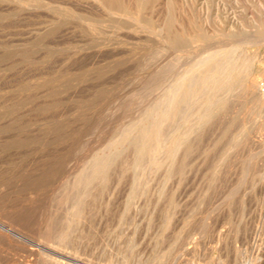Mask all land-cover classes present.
<instances>
[{
  "label": "rangeland",
  "instance_id": "rangeland-1",
  "mask_svg": "<svg viewBox=\"0 0 264 264\" xmlns=\"http://www.w3.org/2000/svg\"><path fill=\"white\" fill-rule=\"evenodd\" d=\"M263 37L264 0H0V264H264Z\"/></svg>",
  "mask_w": 264,
  "mask_h": 264
},
{
  "label": "bare ground",
  "instance_id": "bare-ground-1",
  "mask_svg": "<svg viewBox=\"0 0 264 264\" xmlns=\"http://www.w3.org/2000/svg\"><path fill=\"white\" fill-rule=\"evenodd\" d=\"M36 1H37V0H36ZM101 1H103V0H101ZM113 1H114V0H113ZM148 1H149V0H148ZM29 3H30V2H29ZM38 3H39V2H38ZM165 3H166V2H165ZM113 4H114V3H113ZM138 4H139V2H138ZM141 4H142V2H141L139 5H141ZM145 4H146V3H145ZM106 5H107V4H106ZM108 5H109V4H108ZM108 5H107V6H108ZM146 5H147V4H146ZM114 6H115V5H114ZM118 6H119V5H118ZM119 7H120V6H119ZM116 9H117V8H116ZM145 13H146V12H145ZM147 14H148V12H147ZM112 16H113V15H112ZM188 16H189V15H188ZM121 17H122V16H121ZM173 17H174V16H173ZM130 18H131V17H130ZM133 18H134V17H133ZM227 18H228V17H227ZM227 18H226V19H227ZM192 19H193V18H192ZM194 19H195V18H194ZM228 19H229V18H228ZM221 20H222V18H221ZM168 21H169V20H168ZM235 21H236V20H235ZM124 22H125V21H124ZM156 22H157V21H156ZM170 22H171V21H170ZM222 22H223V21H222ZM225 22H226V21H225ZM223 23H224V22H223ZM161 24H162V23H161ZM168 24H169V23H168ZM168 24H167V26H168ZM173 24H174V23H173ZM187 24H188V23H187ZM123 25H124V24H123ZM224 25H225V24H224ZM222 26H223V25H222ZM225 26H226V25H225ZM225 26H224V27H225ZM262 27H263V26H262ZM169 28H170V27H169ZM172 28H173V26H172ZM236 28H237V27H236ZM222 29H223V28H222ZM174 30H175V29H174ZM177 30H178V29H177ZM229 30H230V29H229ZM229 30H228V31H229ZM234 31H235V29H234ZM236 31H237V29H236ZM168 32H169V31H168ZM170 32H172V31H170ZM158 33H159V32H158ZM164 34H165V33H164ZM169 34L171 35V33H169ZM173 34H174V33H173ZM215 34H216V33H215ZM187 35H188V34H187ZM184 36H185V35H184ZM200 36H201V32H200ZM170 37H171V36H170ZM177 37H179V36H177ZM182 37H183V36H182ZM182 37H181V38H182ZM221 37H222V36H221ZM168 38H169V37H168ZM171 38H172V37H171ZM171 38H170V39H171ZM174 38H175V37H174ZM230 38H231V37H230ZM263 38H264V37H263ZM176 39H177V38H176ZM178 39H180V37H179ZM178 39H177V40H178ZM258 39H259V38H258ZM180 40H181V39H180ZM180 40H179V41H180ZM182 40H183V39H182ZM182 40H181L180 42H182ZM229 40H230V39H229ZM188 41H189V40H188ZM231 41H232V39H231ZM173 42H174V40H173ZM173 42H172V43H173ZM175 42H176V40H175ZM168 43H169V42H168ZM172 43H171V44H172ZM183 43H184V42H183ZM261 43H262V42H261ZM176 44H178V42H176L174 45H176ZM179 44H180V43H179ZM195 44H196V43H195ZM205 44H206V43H205ZM180 45H181V44H180ZM230 45H231V44H230ZM174 47H176V46H174ZM177 47H178V46H177ZM181 47H182V46H181ZM181 47H180V48H181ZM191 47H192V46H191ZM172 48H173V47H172ZM170 49H171V47H170ZM173 49H174V48H173ZM173 49H172V51H173ZM176 49H177V48H176ZM178 50H179V49H178ZM181 50H182V49H181ZM215 50H217V49H215ZM218 50H220V49H218ZM222 50H223V49H222ZM176 51H177V50H176ZM176 51H175V52H176ZM210 51H211V50H210ZM213 51H214V50H213ZM213 51H212V52H213ZM212 52H209V53L213 54ZM203 53H204V52H203ZM209 53H208V55H210ZM216 53H217V52H216ZM182 54H183V53H182ZM199 54H200V53H199ZM206 54H207V53H206ZM214 54H215V53H214ZM214 54H213V55H214ZM249 54H250V53H249ZM177 55H178V54H177ZM215 55H216V54H215ZM218 55L220 56V52L218 53ZM246 55H247V54H246ZM181 56H182V55H181ZM210 56H211V55H210ZM229 56H230V55H229ZM234 56H235V55H234ZM237 56H238V55H237ZM201 57H202V56H201ZM208 57H209V56H208ZM227 57H228V56H227ZM238 57H239V56H238ZM211 58H212V56H211ZM213 58H215V56H214ZM224 58H225V57H224ZM235 58H236V57H235ZM235 58H234V59H235ZM254 58H255V57H254ZM162 59H163V58H162ZM180 59H181V57H180ZM195 59H196V58H195ZM208 59L210 60V58H208ZM208 59H207V60H208ZM218 59H219V58H218ZM202 60H204L203 57H202ZM213 60H214V59H213ZM229 60H230V59H229ZM240 60H241V59H240ZM242 60H243V59H242ZM259 60H260V58H259ZM261 60H264V58L261 59ZM261 60H260V62H262ZM178 61H179V60H178ZM204 61H205V60H204ZM244 61H245V60H244ZM257 61H258V60H257ZM176 62H177V60H176ZM199 62H201V61H199ZM217 62H219V61H217ZM232 62H233V61H232ZM165 63H166V62H165ZM184 63H185V62H184ZM203 63H204V62H203ZM219 63H220V62H219ZM223 63H224V62H223ZM226 63H227V62H226ZM263 63H264V62H263ZM159 64H160V62H159ZM215 64H217V63H215ZM220 64H221V63H220ZM220 64H219V66H220ZM168 65H169V64H168ZM170 65H171V64H170ZM177 65H178V64H177ZM182 65H183V64H182ZM203 65H204V64H203ZM217 65H218V64H217ZM250 65H251V63H250ZM252 65H253V64H252ZM211 66L215 67L214 65H211ZM211 66H210V67H211ZM219 66H217V68H218ZM229 66H230V65H229ZM229 66H228V67H229ZM167 67H168V66H167ZM176 67H177V66H176ZM188 67H189V65H188ZM238 67H239V66H238ZM250 67H251V66H250ZM250 67H249V68H250ZM221 68H222V67H221ZM223 68H225V65H224V64H223ZM263 68H264V67H263ZM179 69H180V68H179ZM219 69H220V68H219ZM185 70H186V69H185ZM223 70H224V69H223ZM212 71H213V70H212ZM263 71H264V70H263ZM181 72H182V71H181ZM206 72H207V70H206ZM210 72H211V71H210ZM210 72H209V73H210ZM219 72H220V71H218V73H219ZM223 72H224V71H223ZM213 73H216V70H215V72H213ZM220 73H221V72H220ZM234 73H235V72H234ZM263 73H264V72H263ZM263 73H260V74L262 75ZM199 74H200V73H199ZM206 74H208V72H207ZM224 74H225V73H224ZM258 74H259V73H258ZM258 74H257V75H258ZM208 75L210 76V74H208ZM208 75H207V76H208ZM214 75H215V74H214ZM217 75H218V74H217ZM261 75H259V76H256V75H255L254 77H252L253 75H251V77H249V80H250V88H251L250 91H252V93H253V95H254L255 102H258L260 105L262 104V105H263L262 107H264V95H263V93H261V91H260V90H261V89H260V84H261V77H260V76H261ZM201 76H202V75H201ZM245 76H246V75H245ZM198 77H200V75H199ZM216 77H217V76H216ZM218 77H219V76H218ZM173 78H174V77H173ZM182 78H184V76H183ZM190 78H191V77H190ZM190 78H189V79H190ZM192 78H193V75H192ZM205 78H206V76H205ZM250 78H252V79H250ZM187 79H188V78H187ZM198 79H199V78H198ZM202 79H203V78H202ZM225 79H226V78H225ZM205 80H206V79H205ZM215 80H217V79H215ZM247 80H248V78H247ZM189 81H190V80H189ZM202 81H203V80H202ZM208 81H210V79H209ZM213 81H214V80H213ZM176 82L178 83L177 80H176ZM222 82H223V81H222ZM246 82H247V81H246ZM168 83H169V82H168ZM170 83H172V82H170ZM182 83H183V82H182ZM187 83H189V82L187 81ZM191 83H192L191 85H193V81H191ZM194 83H195V82H194ZM201 83H202V82H201ZM203 83H204V81H203ZM183 84H184V83H183ZM199 84H200V83H199ZM207 85H208V84H207ZM219 85H222V84H219ZM225 85H226V84H225ZM235 85H236V84H235ZM188 86H189V84H188ZM231 86H232V85H231ZM218 87H219V86H218ZM173 88H174V87H173ZM187 88H188V87H187ZM191 88H192V86H191ZM207 88H208V87H207ZM221 88L224 89L223 86H222ZM250 88H249V89H250ZM179 89H180V88H179ZM179 89H178V90H179ZM193 89H194V88H193ZM210 89H211V87H210ZM212 89H213V88H212ZM218 89H219V88H218ZM220 90H221V89H220ZM191 91H193V90H191ZM212 91H213V90H212ZM222 91H223V90H222ZM165 92H166V91H165ZM171 92H173V91H171ZM171 92H170V95H171ZM186 92H187V91H186ZM186 92H182V94H183V93H186ZM226 92H227V91H226ZM173 93H174V92H173ZM179 93H180V92H178V96L181 95V94H179ZM190 93H191V92H190ZM192 93L194 94V92H192ZM213 93H214V92H213ZM217 93H218V92H217ZM174 94H175V93H174ZM187 94H188V93H186V95H187ZM195 94H196V93H195ZM224 94H225V93H224ZM167 95H168V94H167ZM215 95H216V94H215ZM215 95H214V97H215ZM225 95H226V94H225ZM250 95H251V93H250ZM175 96H176V94H175ZM219 96H220V95H219ZM180 97H181V96H180ZM187 97H188V96H187ZM171 98H173V97L171 96ZM181 98H182V97H181ZM184 98H185V97H184ZM194 98H195V97H194ZM196 98H197V97H196ZM218 98H219V97H218ZM168 99H169V98H168ZM176 99H177V98H176ZM178 99H179V98H178ZM252 99H253V98H252ZM170 100H172V99H170ZM181 100H182V99H181ZM202 100H203V99H202ZM168 101H169V100H168ZM175 101H176V100H174V102H175ZM211 101H212V100H211ZM165 102H166V101H165ZM182 102H183V100H182ZM192 102L194 103V101H192ZM195 102H196V100H195ZM200 102H201V101H199V103H200ZM178 103H180V102H178ZM206 103H207V102H206ZM223 103H224V102H223ZM173 104H174V103H173ZM197 104H198V103H197ZM152 105H153V104H152ZM167 105H168V104H167ZM169 105H170V102H169ZM169 105H168V106H169ZM180 105H181V104H180ZM206 105H207V104H206ZM212 105H213V104H212ZM163 106H164V105H163ZM172 106H173V105H172ZM174 106H175V105H174ZM184 106H185V105H184ZM258 106H259V105H258ZM169 107H170V106H169ZM210 107H211V106H210ZM259 107H260V106H259ZM171 108H172V107H171ZM173 108H175V107H173ZM173 108H172V109H173ZM169 109H170V108H169ZM172 109H171V110H172ZM176 109H177V107H176ZM176 109H175V110L173 109V110L176 111ZM178 109H179V108H178ZM201 109H202V108H201ZM222 109H223V108H222ZM164 110H165V107H164ZM171 110H170V111H171ZM202 110H203V109H202ZM204 110H206V109H204ZM204 110H203V111H204ZM263 110H264V109H263ZM153 111H154V110H153ZM174 111H173V112H174ZM177 111H178V110H177ZM208 111H209V110H208ZM209 112H210V111H209ZM139 113H140V112H139ZM174 113H176V112H174ZM201 113H202V112H201ZM158 114H159V113H158ZM170 114L172 115L173 113H170ZM207 116H208V115H207ZM173 117H174V115H173ZM179 118H180V116H179ZM179 118H178V119H179ZM195 119H196V118H195ZM179 120H180V119H179ZM139 121H140V120H139ZM152 121H153V120H152ZM184 121H185V120H183V122H184ZM164 123H166V122H164ZM174 123H175V122H174ZM140 124H141V123H140ZM154 124H155V123H153V125H154ZM156 124H157V123H156ZM201 124H202V123H201ZM133 125H135V124H133ZM137 125H138V124H137ZM153 125H151V126H153ZM178 125H179V124H178ZM143 126H144V125H143ZM175 126H176V125H175ZM175 126H174V127H175ZM141 127H142V126H141ZM189 127H190V126H189ZM125 129H126V128H125ZM158 129H159V128H158ZM158 129H157V130H158ZM178 129H179V128H178ZM181 129H182V128H181ZM130 131H131V130H130ZM146 131H147V130H146ZM153 131H154V129H153ZM158 131H159V130H158ZM156 132H157V131H156ZM118 133H119V132H118ZM154 133H155V132H153V134H154ZM185 133H186V132H185ZM131 134H132V132H131ZM147 134H148V133H147ZM158 134H159V135H158ZM162 134H163V133H162ZM157 135L160 136V132H159V133L157 132ZM149 136H150V132H149ZM154 136H155V134H154ZM182 137H183V136H182ZM137 138H138V137H137ZM164 138H165V137H164ZM184 138H185V137H184ZM114 139H115V138H114ZM167 139H168V138H167ZM175 139H176V138H175ZM175 139H174V140H175ZM161 140H164V139H161ZM127 141H128V140H127ZM147 141H148V140H147ZM165 141H166V140H165ZM180 142H181V141H180ZM163 143H164V141H163ZM177 143H178V141H177ZM174 144H175V143H174ZM178 144H179V143H178ZM185 144H186V143H185ZM147 145H148V144H147ZM158 145H159V143H158ZM175 145H176V144H175ZM142 146H143V145H142ZM149 146H150V144H149ZM149 146H148V147H149ZM154 146H155V145H154ZM154 146H153V147H154ZM169 147H170V146H169ZM145 148H147V146H146ZM174 148H175V146H174ZM186 148H187V147H186ZM150 149H151V148H150ZM150 149H149V150H150ZM172 149H173V148H172ZM143 150H144V148H143ZM146 150H148V149H146ZM149 150H148V151H149ZM164 150H165V149H164ZM129 151H130V150H129ZM160 151H161V150H160ZM177 151H178V149H177ZM192 152H193V151H192ZM127 153H128V152H127ZM147 153H148V152H147ZM131 154H132V152H131ZM143 154H144V153H143ZM145 154H146V153H145ZM153 154H154V153H153ZM163 154H164V153H163ZM190 154H191V153H190ZM178 155H179V154H178ZM150 156H151V155H150ZM144 157H145V156H144ZM151 157H152V156H151ZM151 157H150V159H151ZM180 157H181V156H180ZM129 158H130V157H129ZM131 159H132V158H131ZM131 159H130V160H131ZM142 159H144V158H142ZM96 161H97V160H96ZM144 161H145V160H144ZM151 161H152V159H151ZM106 162H107V161H106ZM121 162H122V161H121ZM130 162H131V161H130ZM142 163H143V162H142ZM167 163H168V162H167ZM135 164H136V163H135ZM110 165H111V164H110ZM149 165H151V164H149ZM178 165H179V164H178ZM179 166H180V165H179ZM146 167H147V166H146ZM149 167H150V166H149ZM149 167H148V168H149ZM165 167L167 168V166H165ZM174 167H175V166H174ZM89 168H90V167H89ZM143 168H144V167H143ZM155 168H156V167H155ZM171 168H172V167H171ZM180 168H181V167H180ZM110 169H111V168H110ZM123 169H124V168H123ZM103 170H104V169H103ZM113 170H114V169H113ZM113 170H112V171H113ZM166 170H167V169H166ZM176 170H177V169H176ZM75 171H76V170H75ZM79 171H80V170H79ZM159 171H160V170H159ZM173 171H174V170H173ZM150 172H151V171H150ZM151 173H153V171H152ZM155 173H156V171H155ZM172 173H174V172H172ZM86 175H87V174H86ZM117 175H118V174H117ZM119 175H120V174H119ZM171 175H172V174H171ZM177 175H178V174H177ZM77 176H78V175H77ZM79 176H80V175H79ZM83 176H84V175H83ZM136 176H137V175H136ZM151 176H152V175H151ZM165 176H166V175H165ZM124 177H125V176H124ZM63 178H64V177H63ZM103 178H104V177H103ZM162 178H163V177H162ZM178 178H179V177H178ZM181 178H182V177H181ZM107 179H108V178H107ZM163 179H164V178H163ZM71 180H72V179H71ZM136 180H137V179H136ZM172 180H173V179H172ZM79 181H80V180H79ZM99 181H100V180H99ZM108 181H109V180H108ZM131 181H132V178H131ZM137 181H138V180H137ZM137 181H136V182H137ZM73 182H74V181H73ZM102 182H103V181H102ZM128 182H129V181H128ZM150 182H151V181H150ZM163 182H165V181L163 180ZM82 183H83V182H82ZM154 183H155V182H154ZM154 183H153V184H154ZM69 185H70V184H69ZM73 185H74V184H73ZM79 185H80V184H79ZM81 185H82V184H81ZM142 185H143V184H142ZM152 186H153V185H152ZM152 186H151V187H152ZM165 186H166V184H165ZM167 186H168V185H167ZM137 187L139 188V186H137ZM159 187H161V186H159ZM84 188H85V187H84ZM101 188H102V187H101ZM64 189H65V188H64ZM68 189H69V188H68ZM68 189H67V190H68ZM88 189H89V188H88ZM152 189H153V188H152ZM156 189H157V188H156ZM74 190H75V189H74ZM74 190H73V192H74ZM88 191H89V190H88ZM88 191H87V192H88ZM136 191H137V190H136ZM167 191H168V190H167ZM64 192H66V191L64 190ZM97 192H98V191H97ZM162 192H163V191H162ZM162 192H161L160 196L162 195ZM170 192H171V191H170ZM67 193H68V192H67ZM84 193H85V192H84ZM90 193H91V192H90ZM92 193H93V192H92ZM153 193H154V192H153ZM85 194H87V193H85ZM126 194H127V193H126ZM135 194H136V193H135ZM138 194H139V193H138ZM151 194H152V193H151ZM71 195H72V194H71ZM92 195H93V194H92ZM62 196H63V195H62ZM67 196H68V195H67ZM73 196H74V195H73ZM86 196H87V195H86ZM89 196H90V195H89ZM131 196H132V195H131ZM131 196H130V197H131ZM79 197H80V196H79ZM83 197H84V196H83ZM167 197H168V196H167ZM95 198H96V197H95ZM99 198H100V197H99ZM131 198H133V197H131ZM136 198H137V196H136ZM163 198H164V197H163ZM87 199H89V198H87ZM68 201H69V200H68ZM74 201H75V200H74ZM140 201H141V200H140ZM89 202H90V201H89ZM125 202H126V201H125ZM73 203H75V202H73ZM73 203H72V204H73ZM131 203H132V202H131ZM133 203H134V202H133ZM133 203H132V204H133ZM135 203H137V202H135ZM174 203H175V202H174ZM178 203H179V202H178ZM82 204H83V203H82ZM89 205H90V204H89ZM146 205H147V204H146ZM124 206H125V205H124ZM130 206H131V205H130ZM138 206H139V205H138ZM71 207H72V206H71ZM80 207H81V206H80ZM83 207H84V206H83ZM88 208H89V207H88ZM127 208H128V207H127ZM80 210H81V209H80ZM170 210H171V209H170ZM82 211H83V209H82ZM173 211H174V210H173ZM9 212H10V211H9ZM164 212H165V211H164ZM168 214H169V213H168ZM168 214H167V215H168ZM171 215H172V214H171ZM171 215H170V218H172ZM13 216H14V215H13ZM163 218H164V217H163ZM16 219H17V218H16ZM25 220H26V219H25ZM15 222H16V221H15ZM168 222H169V221H168ZM164 223H165V222H164ZM167 224H168V223H167ZM168 225H170V224H168ZM17 226H18V225H17ZM1 228H2L3 230H5L6 232H8L9 234L14 235L15 237H18L19 239H20V238H21V239H24L22 236H20V235L17 234L16 232H14L11 228L7 227V225H6V226H3V224H2V225H0V229H1ZM45 230H46V229H45ZM166 230H167V229H166ZM17 231H18V230H17ZM1 232H2V230H1ZM0 235H1V234H0ZM21 235H22V234H21ZM47 235H48V234H47ZM51 236H52V235H51ZM5 238L7 239L6 236H5ZM50 238H51V237H50ZM10 239H11V238H10ZM21 239H20V240H21ZM27 239H28V238H27ZM8 240H9V239H8ZM12 240H13V239H12ZM12 240H11V241H12ZM31 240H32V239H31ZM4 241H5V240H4ZM16 241H17V240H16ZM50 241H51V240H50ZM17 242H18V241H17ZM23 242H24V241L22 240L21 243L23 244ZM29 242H30V241H29ZM32 242H33V241H32ZM35 242H36V241H35ZM26 243H27V242H26ZM31 244H32V243H31ZM51 244H52V243H51ZM18 245H19V244H18ZM20 245H21V244H20ZM33 245H34V244H33ZM36 245H37V244H36ZM21 246H23V245H21ZM31 246H32V245H31ZM19 247H20V246H19ZM36 247H37V246H36ZM39 247H40V246H39ZM62 247H63V246H62ZM21 248H22V247H21ZM30 248H31V247H30ZM64 248H65V247H64ZM24 249H25V248H24ZM61 249H62V248H61ZM27 250H28V249H27ZM37 250H38V249H37ZM37 250H36V251H37ZM33 251H34V250H33ZM39 251H40V250H39ZM32 253H33V252H32ZM32 253H31V254H32ZM50 253H51V252H50ZM34 254H35V253H34ZM54 255H55V254H54ZM33 256H34V255H33ZM58 256H60V255H58ZM28 257H29V256H28ZM44 260H45V259H44ZM46 260H47V259H46ZM50 261H51V260H50ZM83 261H84V260H83ZM25 263H26V262H25ZM205 263H206V262H205ZM35 264H37V263H35ZM46 264H47V261H46Z\"/></svg>",
  "mask_w": 264,
  "mask_h": 264
},
{
  "label": "built area",
  "instance_id": "built-area-1",
  "mask_svg": "<svg viewBox=\"0 0 264 264\" xmlns=\"http://www.w3.org/2000/svg\"><path fill=\"white\" fill-rule=\"evenodd\" d=\"M260 89H261V92H262L263 95H264V77H263V79L261 80Z\"/></svg>",
  "mask_w": 264,
  "mask_h": 264
}]
</instances>
